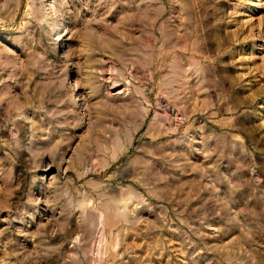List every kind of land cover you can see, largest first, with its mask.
I'll return each mask as SVG.
<instances>
[{"label":"rangeland","instance_id":"1","mask_svg":"<svg viewBox=\"0 0 264 264\" xmlns=\"http://www.w3.org/2000/svg\"><path fill=\"white\" fill-rule=\"evenodd\" d=\"M0 264H264V0H0Z\"/></svg>","mask_w":264,"mask_h":264}]
</instances>
